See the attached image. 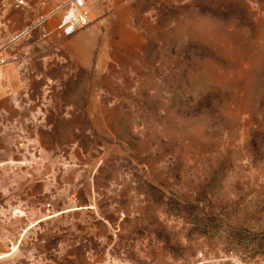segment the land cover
Returning <instances> with one entry per match:
<instances>
[{"label":"rangeland","instance_id":"obj_1","mask_svg":"<svg viewBox=\"0 0 264 264\" xmlns=\"http://www.w3.org/2000/svg\"><path fill=\"white\" fill-rule=\"evenodd\" d=\"M21 1L0 264H264V0H90L70 35Z\"/></svg>","mask_w":264,"mask_h":264},{"label":"built area","instance_id":"obj_2","mask_svg":"<svg viewBox=\"0 0 264 264\" xmlns=\"http://www.w3.org/2000/svg\"><path fill=\"white\" fill-rule=\"evenodd\" d=\"M90 0H70L60 21L59 27L65 35L73 34L86 24L88 18V3ZM21 3L22 1L19 0Z\"/></svg>","mask_w":264,"mask_h":264},{"label":"crops","instance_id":"obj_3","mask_svg":"<svg viewBox=\"0 0 264 264\" xmlns=\"http://www.w3.org/2000/svg\"><path fill=\"white\" fill-rule=\"evenodd\" d=\"M30 1V0H26ZM62 0H33L35 2V5L38 6L39 8L47 11L55 10L57 8V5L61 2ZM66 1V0H65ZM45 11V12H47ZM52 23L55 22V20L51 21Z\"/></svg>","mask_w":264,"mask_h":264}]
</instances>
